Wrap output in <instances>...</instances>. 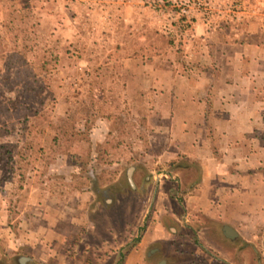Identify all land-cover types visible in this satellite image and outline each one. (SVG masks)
<instances>
[{
  "label": "crops",
  "instance_id": "0c3cea01",
  "mask_svg": "<svg viewBox=\"0 0 264 264\" xmlns=\"http://www.w3.org/2000/svg\"><path fill=\"white\" fill-rule=\"evenodd\" d=\"M240 7L228 27L188 31L183 56L171 42L167 59L121 46L117 60L102 64V99L127 110L117 125L114 115L93 114L88 155L63 161L95 171L100 183L125 176L131 186L153 185L142 236L126 254L119 244L103 257L122 256L123 264H264V0H242ZM126 121L130 134L116 142L127 145L115 156L110 142ZM37 189L38 198L31 191L24 202L30 239L18 244L44 262L65 255L70 236L90 230L96 190L71 188L59 197L62 191ZM43 221L55 223L53 244L36 232Z\"/></svg>",
  "mask_w": 264,
  "mask_h": 264
},
{
  "label": "rangeland",
  "instance_id": "374dc122",
  "mask_svg": "<svg viewBox=\"0 0 264 264\" xmlns=\"http://www.w3.org/2000/svg\"><path fill=\"white\" fill-rule=\"evenodd\" d=\"M241 5L242 0H0V264H123L122 256L115 260L102 253L123 244L124 254L142 236L153 185L131 186L125 176L100 183L92 176L95 171L63 161L70 145L77 160L88 155L93 114L114 115L117 125L127 110L116 99H102L108 74L102 64L117 60L121 46L127 53L141 46L144 54L167 59L171 42L183 56L188 31L228 27L237 21ZM73 125L82 142L61 139L55 151L53 137ZM128 128L126 121L111 139L115 156L127 145ZM118 139L123 142L117 144ZM97 153L103 160L104 151ZM37 187L62 191L59 197L71 188L96 190L90 230L70 236L65 255L56 252L44 262L37 251L18 244L30 239L24 202L31 191L38 198ZM39 224L36 232L49 245L57 236L51 230L55 223Z\"/></svg>",
  "mask_w": 264,
  "mask_h": 264
},
{
  "label": "trees",
  "instance_id": "16d2710c",
  "mask_svg": "<svg viewBox=\"0 0 264 264\" xmlns=\"http://www.w3.org/2000/svg\"><path fill=\"white\" fill-rule=\"evenodd\" d=\"M184 17H182L183 19ZM61 129V128H60ZM59 129V130H60ZM63 130V129H61ZM69 129H67L66 131L63 130V131H58L59 133H57V135H59V139L58 142H57V135L53 137V142H52V148H54V150L56 151L57 147L59 148L60 147V144L62 145L61 143V139L66 141L68 140L70 143L71 141L72 142H75L76 140H81V137L80 136V130L75 128V126H71L70 127V132L68 131ZM64 136H68V139L67 137H64ZM71 145L68 146L66 149H67V154L71 157V158H76V160L78 159V156H76L74 153H71Z\"/></svg>",
  "mask_w": 264,
  "mask_h": 264
}]
</instances>
